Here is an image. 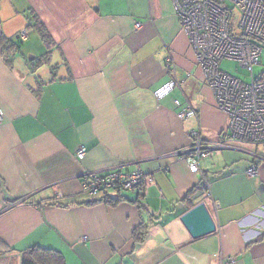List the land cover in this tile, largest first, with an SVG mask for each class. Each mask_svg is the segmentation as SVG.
<instances>
[{
    "label": "crops",
    "instance_id": "obj_1",
    "mask_svg": "<svg viewBox=\"0 0 264 264\" xmlns=\"http://www.w3.org/2000/svg\"><path fill=\"white\" fill-rule=\"evenodd\" d=\"M0 32L24 43L0 48V264L36 247L66 264H264V156L231 143L193 174L176 155L193 130L217 142L229 119L171 0H0ZM41 46L39 59L25 58ZM175 101L197 117L180 120ZM113 171H142L152 184L143 195L82 191L84 175ZM196 189L217 231L194 240L181 218Z\"/></svg>",
    "mask_w": 264,
    "mask_h": 264
},
{
    "label": "built area",
    "instance_id": "obj_2",
    "mask_svg": "<svg viewBox=\"0 0 264 264\" xmlns=\"http://www.w3.org/2000/svg\"><path fill=\"white\" fill-rule=\"evenodd\" d=\"M174 11L186 34L190 49L197 65L202 70L205 82L214 93L218 109L229 119V127L219 140L208 143L201 130L190 133L191 146L177 152L186 161L191 173L201 171L203 161L216 152L227 150L231 143L249 146L264 145V75L255 78L254 69L261 65L264 50V0H171ZM237 17V18H236ZM141 24L136 28L140 29ZM26 40L28 32L20 34ZM224 61H233L250 75L251 82L245 83L221 70ZM179 86L177 81L163 87L156 93L163 99ZM180 120L197 117L190 105H182ZM0 110V123L3 121ZM86 149L81 147L78 159L84 160ZM264 162V158L261 159ZM258 166L252 165L248 177H256ZM152 179L142 171L124 173L113 171L106 175L86 174L82 178V191L91 198H99L109 193H146ZM203 188L209 186L204 182ZM214 208L217 205L214 203Z\"/></svg>",
    "mask_w": 264,
    "mask_h": 264
},
{
    "label": "trees",
    "instance_id": "obj_3",
    "mask_svg": "<svg viewBox=\"0 0 264 264\" xmlns=\"http://www.w3.org/2000/svg\"><path fill=\"white\" fill-rule=\"evenodd\" d=\"M37 30L41 33L43 39L45 42L49 45L50 39L48 35L45 33V31L39 27V25H36ZM0 48H3L4 50L8 49H16L18 50L20 48V45L18 42H14L12 40L7 39L3 33L0 32ZM264 158V157H263ZM205 183H209L207 179H205ZM201 190L204 192L206 189L203 188V185H201ZM198 193V190H194L192 193H190L187 198L185 199V203L188 206V210H192L196 205H195V198ZM109 197H105V201L107 204L111 206H116L120 201H109ZM25 201L24 203H26ZM148 227L145 225H142L139 227L138 230H136L134 236L136 237L137 242H143L144 238L146 236ZM0 245L3 246V244L0 241ZM8 251H15L14 249H8ZM21 264H66L63 256L53 250H47V249H42L39 247L33 248L27 253L23 255Z\"/></svg>",
    "mask_w": 264,
    "mask_h": 264
},
{
    "label": "water",
    "instance_id": "obj_4",
    "mask_svg": "<svg viewBox=\"0 0 264 264\" xmlns=\"http://www.w3.org/2000/svg\"><path fill=\"white\" fill-rule=\"evenodd\" d=\"M181 222L194 240L207 237L217 231V225L205 202L196 205L182 216Z\"/></svg>",
    "mask_w": 264,
    "mask_h": 264
},
{
    "label": "rangeland",
    "instance_id": "obj_5",
    "mask_svg": "<svg viewBox=\"0 0 264 264\" xmlns=\"http://www.w3.org/2000/svg\"><path fill=\"white\" fill-rule=\"evenodd\" d=\"M237 18V17H236ZM20 50L23 49L24 43L19 42ZM44 47L41 46L37 49H35L32 53H27L24 51V56L27 60H31L32 58L39 59L42 55H44ZM221 70L235 78H238L242 80L245 83L251 82V77L248 75V73L241 67V65L237 62L233 61H224L221 64ZM254 75L255 78H259L264 75V50L261 57V65L256 66L254 69ZM253 147V153L258 154L259 156H264V145L260 146H252Z\"/></svg>",
    "mask_w": 264,
    "mask_h": 264
}]
</instances>
